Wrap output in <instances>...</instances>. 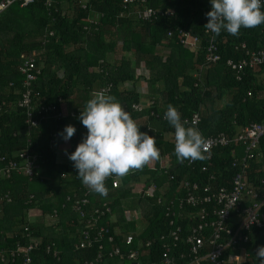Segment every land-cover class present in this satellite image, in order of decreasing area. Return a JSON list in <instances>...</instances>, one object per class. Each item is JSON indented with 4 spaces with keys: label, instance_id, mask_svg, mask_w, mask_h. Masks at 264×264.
<instances>
[{
    "label": "trees",
    "instance_id": "trees-1",
    "mask_svg": "<svg viewBox=\"0 0 264 264\" xmlns=\"http://www.w3.org/2000/svg\"><path fill=\"white\" fill-rule=\"evenodd\" d=\"M78 1L53 0L47 10L43 0H34L23 8L12 5L0 14V94L8 95L9 100L16 97L12 93L20 91L22 79L17 72L19 55L31 52L36 54V65L40 67L33 87L46 103L61 97L72 109H84L91 91L111 83L109 95L116 97L141 131L145 127L151 129L148 134L155 137L158 149L162 154L168 153L173 163L167 169V174L155 164L153 170L145 166L142 170H133L122 179L109 177L105 181L107 196L92 192L88 209L96 206L100 200L110 202L114 221L108 227L111 232L113 228L119 230L117 243H120L121 235L128 233L135 234L134 240L155 238L166 231L163 204L180 195L178 185L182 180L197 182L211 190L220 186L229 188L235 172L231 167V144L212 150V160L206 173L199 171V163L186 167L179 162L174 154L175 130L166 119L161 120V116H164L169 104L179 111L181 119L198 113L200 120L196 128L203 137L219 132L232 137L241 127L263 122L264 64L246 71L243 79L236 82L224 66V60L237 58L239 52L234 47L240 43L249 49L263 48L264 24L251 29L241 28L239 36L224 30L215 36L216 53L220 60L201 74V82L194 87L196 78L193 75L203 62V28L206 13L211 11L210 0H146L152 8L172 10L173 16L139 23L116 18L120 0H88V9L85 10L79 8ZM262 8L264 11V5ZM93 16L97 17L99 25L87 36L81 29L82 23ZM177 30L188 31L201 39L196 54L179 45L175 39ZM49 31L52 35L47 36L46 43L42 44L43 35ZM167 31L172 35L169 38L166 37ZM117 50L120 52L118 60ZM140 64L147 71L144 83L148 99L153 101L142 114L129 110V106L138 103L141 97L133 87L139 79L135 77L134 69ZM95 66L102 72H92L90 69ZM126 85L130 87L126 88ZM247 90L252 96L243 100ZM258 94L261 96L258 97ZM148 111L157 118L143 119ZM67 125L76 129L74 138L68 140V153H71L87 134V129L78 118L41 123L26 136L21 133L24 125L19 112L0 115V151L15 152L23 148L27 140L31 151L37 154L38 167L30 180L17 175L0 180V198L8 193L10 199L7 203L0 200V250L27 244L22 233L23 227L27 226L33 237H40L42 242L54 241L58 244L64 252L60 264H75L93 256L94 247L76 253L71 251V245L78 239L76 227L69 225L71 220L75 222V215L68 204L64 209L60 208L66 196L78 194L83 186L74 165L60 161L57 156V147L66 142L59 133ZM53 132L57 134L55 139L50 138ZM168 135H171L170 139ZM236 151L239 155V150ZM258 153L259 158L249 164L247 176V181L254 185L264 179V134ZM60 174H64V178H60ZM210 174L214 177L212 181L207 179ZM169 175L173 176L172 180L168 179ZM111 178H116V188H111ZM139 182L144 187L155 185L153 197L132 193V187ZM159 194L162 197L161 205L155 204V197ZM29 195H32V199L26 203ZM55 209L58 218L52 222L48 217ZM129 210H138L142 216L143 227L139 233H135L133 222H126L123 218V211ZM32 211H36V216L28 220L27 214ZM189 211L194 212L192 209L185 212ZM45 218L48 222L44 221ZM105 222L106 219L101 223ZM194 223L195 220L187 216L179 220L182 228L180 236L184 237ZM248 235L249 241L244 250L249 258L240 264H259L255 253L258 247L264 246V235L259 236V231L255 229H251ZM32 257L34 263L50 264L49 258L41 251L34 252ZM156 257L157 252H150L148 260L155 261Z\"/></svg>",
    "mask_w": 264,
    "mask_h": 264
},
{
    "label": "built area",
    "instance_id": "built-area-1",
    "mask_svg": "<svg viewBox=\"0 0 264 264\" xmlns=\"http://www.w3.org/2000/svg\"><path fill=\"white\" fill-rule=\"evenodd\" d=\"M34 0H0V14L12 5L23 8L33 3ZM53 0H43L46 9H50ZM262 7L264 0H261ZM88 0H79L78 5L82 10L88 9ZM263 10V8H262ZM173 11L170 9L152 8L146 0H120V10L116 18L131 19L134 22H151L157 17H171ZM96 16L83 20L81 27L84 34L90 36L99 25ZM208 18L204 21V26ZM205 34L202 45V64L193 75L196 78L194 87L201 82V74L214 66L220 57L216 53L214 34L203 28ZM52 32L45 33L41 40L44 44L47 36ZM170 31L166 32V37H171ZM179 45L196 54L201 45V39L188 31L177 30L175 35ZM239 54L236 59L227 58L224 66L232 74L236 82H240L246 71H252L264 64V47L249 49L244 43L234 47ZM36 54L19 55L17 72L22 77L20 81V91L13 92L16 95L13 99H8V95L0 94V115L4 113H17L23 116L22 134L28 136L30 132L37 129L41 123L50 120L61 119L73 120L80 116L83 109H72L68 104L57 97L55 101L46 103L40 93L34 89L33 83L40 74V67L36 65ZM102 61H99L101 63ZM92 72L101 73L98 66L90 69ZM135 77L143 76L147 78V71L143 64L134 69ZM12 86L11 83L8 85ZM130 85H126V88ZM111 83H105L98 89L91 91L88 100L93 98L94 93L103 91L109 95ZM252 96L250 90L245 92V98ZM261 95L258 94V97ZM153 103L152 99L144 102L132 103L129 110L142 114L148 110ZM144 117L157 118L151 111ZM161 120H165L161 116ZM183 120L188 121L186 126H197L200 117L198 113L191 114ZM145 132H151L149 127L144 128ZM264 134V121L260 123H250L241 127L232 137H227L224 133H217L204 137L210 144L209 153L204 160L189 161L183 163L186 167H193L199 163V171L206 173L212 160V150L233 145L231 151V167L235 169L230 179L229 188L220 186L211 190L207 186H200L197 182L182 180L178 185L180 195L168 199L163 204V220L166 231L155 238L146 240H134L135 234L121 235L120 243H117L119 230L113 228L111 232L108 224L114 221L111 214L110 202L100 200L98 204L90 209L89 196L93 192L83 184L78 194L65 197V203L60 205L61 209L69 205L70 211L75 215V222L70 221V227H76L78 239L71 245L73 253L94 247V254L89 259H82L75 264H240L249 258L244 250L249 241L251 229L259 231V236L264 235V179L258 180V185L250 184L247 181L249 164L259 158V142ZM75 134L72 136L74 138ZM57 134L53 132L50 138L55 139ZM30 144L26 140L23 148L15 152L6 153L0 151V180L10 179L11 176H22L30 180L36 174L37 154L32 152ZM65 147V148H63ZM239 150V155L236 151ZM69 151V143L65 146L59 144L57 156ZM153 169V165L151 167ZM167 174L165 170H162ZM64 178V174H60ZM169 180L173 176H168ZM207 179L212 181L213 174ZM111 188H116L118 183L116 178H111ZM156 188L154 184L147 185L144 189L138 190L136 194H143L146 197H153ZM32 195L28 196L26 203H29ZM0 200L9 202L8 193H5ZM155 204H162L161 195L155 197ZM192 209L194 212H185ZM36 211L27 214L28 220H33ZM185 216L195 220V223L188 229L187 234L181 237L182 228L178 224ZM55 222L58 218L57 210H52L48 217ZM123 218L126 222L141 219L138 210L123 211ZM106 219L105 223H101ZM112 219V220H111ZM23 237L27 239V244L16 245L14 249L0 250V264H37L34 263L32 254L41 251L47 256L50 264H60L64 252L54 241L42 242L40 237H33L27 226L22 229ZM120 236V235H119ZM157 252L155 261L150 262L148 255L150 252ZM40 263V262H38Z\"/></svg>",
    "mask_w": 264,
    "mask_h": 264
},
{
    "label": "clouds",
    "instance_id": "clouds-1",
    "mask_svg": "<svg viewBox=\"0 0 264 264\" xmlns=\"http://www.w3.org/2000/svg\"><path fill=\"white\" fill-rule=\"evenodd\" d=\"M210 4L211 11L206 13L208 22L204 27L214 34L213 38L222 30L239 36L241 28L251 29L264 24L261 0H210ZM164 118L175 130L174 154L179 162L207 158L210 144L198 128L186 126L188 121H182L179 111L171 104L167 106ZM78 119L87 134L69 154V159L74 162L82 183L101 196L108 194L105 181L109 177L122 179L160 158L155 137L140 130L115 96L103 91L94 93ZM75 131L74 126L67 125L59 135L68 141ZM255 254L259 264H264V246L258 247Z\"/></svg>",
    "mask_w": 264,
    "mask_h": 264
},
{
    "label": "crops",
    "instance_id": "crops-1",
    "mask_svg": "<svg viewBox=\"0 0 264 264\" xmlns=\"http://www.w3.org/2000/svg\"><path fill=\"white\" fill-rule=\"evenodd\" d=\"M119 56H120V55H117L116 60H118ZM135 68H136V67H135ZM261 77H262V76L258 77V79L261 78ZM137 78H139V79H138V81H135L133 87L136 88V91L141 95L139 102H144V101L148 100L147 89H146L147 87H146V84L144 83V78H145V77L140 76V77H137ZM142 118L144 119L145 117H142ZM145 119H146V118H145ZM167 137L169 138V137H171V135H168ZM169 139H170V138H169ZM63 146H65V143H63ZM63 148H65V147H63ZM159 151H160V150H159ZM66 153H67V152L64 151V152L58 157V159H59L60 161L65 162L66 164H69V165L73 166L74 163H73V162H72V161L66 156ZM172 163H173V162H172V160H171V158H170V155H169L168 153L162 154L161 151H160V158H159V160L154 161L153 163H151L150 165H147L146 167H147V169H149V170H153L154 167H155V164H157V168H158V169L168 171L167 169L169 168V166H170ZM151 165H153V169L150 168ZM144 188H145V187L143 186V184L140 185L139 188L133 186L131 191H132V193H135V194H136V193L138 192V190H140V189H144ZM159 195H161V194H159ZM129 211H130V210H129ZM111 220H112V219H111ZM130 222H133L134 225H135V233H139L140 230H141L142 227H143L142 216H141V219L133 220V221H130ZM141 224H142V227H140L141 229H139V228H138V225L140 226Z\"/></svg>",
    "mask_w": 264,
    "mask_h": 264
},
{
    "label": "rangeland",
    "instance_id": "rangeland-1",
    "mask_svg": "<svg viewBox=\"0 0 264 264\" xmlns=\"http://www.w3.org/2000/svg\"><path fill=\"white\" fill-rule=\"evenodd\" d=\"M118 50H119V49H118ZM118 50H117V51H118ZM117 55H120V52H119V51L117 52ZM223 101H225V98H224ZM222 103H224V102H222ZM74 151H75V150H72V152H74ZM72 152H71V153H72ZM71 153H68V151H67L66 156L69 157V154H71ZM73 163H74V162H73ZM140 185H142V182H139V183L134 184V187L139 188ZM44 221H45V222H48V219L45 218ZM140 227H142V224H141L140 226L138 225V228H139V229H141ZM134 230H135V228H134Z\"/></svg>",
    "mask_w": 264,
    "mask_h": 264
}]
</instances>
